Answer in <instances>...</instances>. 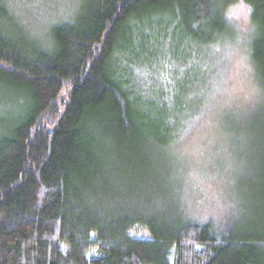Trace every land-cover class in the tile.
<instances>
[{
	"label": "trees",
	"instance_id": "obj_1",
	"mask_svg": "<svg viewBox=\"0 0 264 264\" xmlns=\"http://www.w3.org/2000/svg\"><path fill=\"white\" fill-rule=\"evenodd\" d=\"M12 1L0 0V104L15 106L0 122V264H264V0H245L262 106L236 122L257 128L239 137L257 140L260 167L221 230L127 194L162 193V179L178 191L170 153L205 105L237 0H71L38 31Z\"/></svg>",
	"mask_w": 264,
	"mask_h": 264
},
{
	"label": "rangeland",
	"instance_id": "obj_2",
	"mask_svg": "<svg viewBox=\"0 0 264 264\" xmlns=\"http://www.w3.org/2000/svg\"><path fill=\"white\" fill-rule=\"evenodd\" d=\"M70 1L16 0L12 4L17 14L27 21L25 24L38 31L45 29L54 19H61L63 12L67 13L70 8ZM231 6L225 17L232 28L233 38L215 50L212 56L216 57L215 80L211 83L205 105L170 153L174 166L181 168L180 174L173 173L180 183L178 193L170 192L162 179V193H157L158 188L154 184L146 190L143 187V190L127 194L131 196L142 191L143 199L150 202L162 197V209L167 210L172 203L181 205L180 210L191 222H210L220 230L234 215L232 203L239 183L251 180L255 184L261 148L256 139L246 142L239 137L242 131L253 132L257 128L247 124L241 129V125L236 123L239 118L243 123L250 122L253 113L262 106V99L249 59L255 28L251 25L250 14L242 13L238 20L230 19L226 14ZM14 110L15 106L9 102L0 104V122L9 120ZM240 158L252 167L250 177L238 174L236 165ZM167 178L170 181L169 175ZM133 234L138 237L146 235L138 231Z\"/></svg>",
	"mask_w": 264,
	"mask_h": 264
},
{
	"label": "clouds",
	"instance_id": "obj_3",
	"mask_svg": "<svg viewBox=\"0 0 264 264\" xmlns=\"http://www.w3.org/2000/svg\"><path fill=\"white\" fill-rule=\"evenodd\" d=\"M250 12H251V7L249 4L245 2V0H237V2L229 8L226 15L230 19L238 20L242 13L250 14Z\"/></svg>",
	"mask_w": 264,
	"mask_h": 264
}]
</instances>
